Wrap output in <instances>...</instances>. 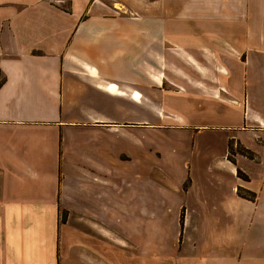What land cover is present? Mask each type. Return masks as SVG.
Masks as SVG:
<instances>
[{"label": "crops", "instance_id": "1", "mask_svg": "<svg viewBox=\"0 0 264 264\" xmlns=\"http://www.w3.org/2000/svg\"><path fill=\"white\" fill-rule=\"evenodd\" d=\"M0 80V264H264V0H0Z\"/></svg>", "mask_w": 264, "mask_h": 264}, {"label": "trees", "instance_id": "2", "mask_svg": "<svg viewBox=\"0 0 264 264\" xmlns=\"http://www.w3.org/2000/svg\"><path fill=\"white\" fill-rule=\"evenodd\" d=\"M2 82H3V80H0V85ZM250 198H252V199L254 198L253 194L250 195ZM63 219H64V217H63Z\"/></svg>", "mask_w": 264, "mask_h": 264}]
</instances>
